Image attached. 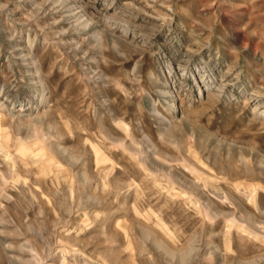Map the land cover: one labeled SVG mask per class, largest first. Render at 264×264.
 Segmentation results:
<instances>
[{"label": "rangeland", "instance_id": "obj_1", "mask_svg": "<svg viewBox=\"0 0 264 264\" xmlns=\"http://www.w3.org/2000/svg\"><path fill=\"white\" fill-rule=\"evenodd\" d=\"M0 264H264V0H0Z\"/></svg>", "mask_w": 264, "mask_h": 264}]
</instances>
